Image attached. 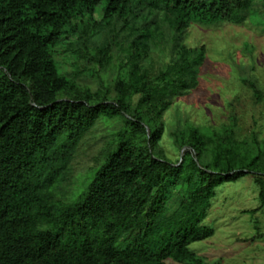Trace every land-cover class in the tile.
<instances>
[{
    "label": "trees",
    "instance_id": "trees-1",
    "mask_svg": "<svg viewBox=\"0 0 264 264\" xmlns=\"http://www.w3.org/2000/svg\"><path fill=\"white\" fill-rule=\"evenodd\" d=\"M257 1L0 0V264H210L190 246L214 235L204 220L216 190L252 175L264 206V140L235 139V117L220 129L189 124L173 133L188 148L173 162L161 148L163 117L199 83L205 47L185 44L186 30L259 20L257 11L264 23ZM159 39L170 62L155 69ZM116 46L126 58L112 86L102 73ZM119 115L117 149L87 191L75 203L58 198L83 137Z\"/></svg>",
    "mask_w": 264,
    "mask_h": 264
},
{
    "label": "rangeland",
    "instance_id": "rangeland-1",
    "mask_svg": "<svg viewBox=\"0 0 264 264\" xmlns=\"http://www.w3.org/2000/svg\"><path fill=\"white\" fill-rule=\"evenodd\" d=\"M256 8L264 11L262 0L256 2ZM257 15L259 20L251 18L242 24L229 21L210 26L193 23L186 30L184 43L194 48L205 47V59L198 86L176 97L163 117L165 129L161 148L173 162L188 150L176 145L173 133L189 124L220 129L230 125L235 117V139L250 141L255 134L259 142L264 140V23L262 14L257 11ZM102 19V14L96 15L97 21ZM101 38L98 35L94 40ZM77 40V36H71V41ZM163 44L159 39L151 48L150 60L155 69L170 62L169 49ZM114 51L112 68L102 73L106 83L112 86L118 75L117 65L126 58L120 47L116 46ZM57 60L62 72L74 76L71 62L61 56ZM243 77L257 83L263 93L261 100L255 98ZM77 81L92 90L100 87V80L89 75H80ZM137 100L135 96L134 104ZM124 125L122 115L98 119L83 137L72 162L69 181L58 189V198L66 199L64 201L69 204L78 201L108 156L116 151L112 140ZM206 156L208 160L212 158L210 154ZM259 194L252 175L218 188L204 220L205 225L214 229V235L192 243L191 249L210 264H264V206L261 207ZM181 196L177 189L176 198ZM176 207V203H171L170 211ZM168 264L179 263L169 260Z\"/></svg>",
    "mask_w": 264,
    "mask_h": 264
}]
</instances>
